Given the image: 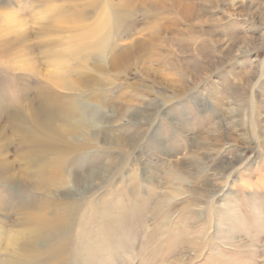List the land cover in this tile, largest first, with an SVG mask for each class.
Segmentation results:
<instances>
[{
	"label": "rangeland",
	"instance_id": "rangeland-1",
	"mask_svg": "<svg viewBox=\"0 0 264 264\" xmlns=\"http://www.w3.org/2000/svg\"><path fill=\"white\" fill-rule=\"evenodd\" d=\"M40 93L90 127L29 171L0 118V259L60 215L27 264H264V0H0V108Z\"/></svg>",
	"mask_w": 264,
	"mask_h": 264
},
{
	"label": "bare ground",
	"instance_id": "bare-ground-1",
	"mask_svg": "<svg viewBox=\"0 0 264 264\" xmlns=\"http://www.w3.org/2000/svg\"><path fill=\"white\" fill-rule=\"evenodd\" d=\"M105 53L106 51L103 49H95L92 54L95 57L98 56L103 58L106 55ZM128 54L129 53L127 51L121 52L118 55L111 56L109 61L112 65L118 66L121 61L125 60ZM73 87L74 86H71L70 84H64V88L66 90H73ZM2 117L8 124L11 134L17 136L18 141L16 142L15 150L18 153H21L19 154L20 158L22 159L21 164H24L25 169L29 171H31L32 165H35V160L42 162L46 159L43 157V155L45 154L44 152H47L46 149L48 144H46L45 141H41L44 140L45 135H47V138L50 133H53L60 141L67 144V136L69 134L82 133L85 136L86 131L90 127L88 117L83 115V113L73 103H71L70 99H67L66 97L59 99L57 96L48 93H40L38 97L27 99L23 110L20 108H13L12 105L9 104L1 107L0 118ZM1 140L0 186L9 187L20 183L21 177L18 172L19 168L15 167L14 161H8L3 155L10 146L8 143L9 138L6 137V133L3 135ZM51 143L49 141L50 145ZM37 146H39L41 149L38 150ZM62 152L64 154V150ZM57 160L58 158L55 161L57 162ZM53 164H55L54 160L52 162L47 160L45 163H42L41 168H48L49 172L47 173L45 171V175L40 173L39 176H37L39 179V182L37 181V186L45 195L48 194L47 190L64 185L67 181L66 177L61 173V168L57 167L56 169L54 168ZM53 172L56 176L53 174ZM25 206H27V208L31 207L30 204L26 203ZM38 207L41 212L44 210L43 205ZM44 219L45 221L39 222L40 224H35L26 231L11 236L10 243L12 242V248L8 250L4 247L1 250L2 252H5V256L0 259L2 264H27V262L31 260V256H33V253L36 251L37 241L43 239L47 232H52L60 224L59 221L62 220L60 215L49 218L46 217ZM53 249L56 250L57 248Z\"/></svg>",
	"mask_w": 264,
	"mask_h": 264
}]
</instances>
